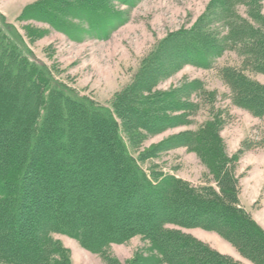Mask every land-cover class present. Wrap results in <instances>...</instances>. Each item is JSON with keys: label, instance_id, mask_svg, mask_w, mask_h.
<instances>
[{"label": "trees", "instance_id": "16d2710c", "mask_svg": "<svg viewBox=\"0 0 264 264\" xmlns=\"http://www.w3.org/2000/svg\"><path fill=\"white\" fill-rule=\"evenodd\" d=\"M263 1L211 0L191 28L161 41L131 84L115 95L113 111L80 96L41 61L23 54L26 44L0 13V264H72L54 233L101 255L140 235L150 248L137 264H240L169 225L216 231L254 264H264V228L241 205L236 174L242 154L264 150V130L229 156L220 134L226 110L219 109L197 129L181 131L144 153L151 158L186 147L207 169L211 183L204 185L164 172L149 175L123 135L142 130L145 138L193 124L199 99L215 101L204 82L152 89L185 65L211 69L227 51L239 57L238 65L219 70L233 105L264 118V83L249 75H264ZM135 2L40 0L28 5L21 20L46 22L69 35L81 33L72 23L77 21L86 23L88 36L104 38L123 20L118 4ZM193 94L197 102L190 100ZM100 153L107 156L100 159ZM117 180L112 190L97 187L100 181ZM136 215L142 223L127 222Z\"/></svg>", "mask_w": 264, "mask_h": 264}, {"label": "rangeland", "instance_id": "374dc122", "mask_svg": "<svg viewBox=\"0 0 264 264\" xmlns=\"http://www.w3.org/2000/svg\"><path fill=\"white\" fill-rule=\"evenodd\" d=\"M37 1L40 0H0V13L6 22L12 25L11 31L14 36L26 44V51L20 48L22 53L41 61L57 80L80 96L88 97L113 111L112 102L115 95L131 84L132 79L140 73L146 60L156 51L161 41L171 33L191 28L203 16L211 0H136L133 5L118 4L116 7L123 20L116 28L108 31V36L104 38L88 36L85 34L88 32L86 23L77 21L72 23L78 24L76 26L81 33L77 34L74 30L69 35L46 22L21 20L28 5ZM261 13L264 15V1ZM75 35L76 37H73ZM238 64V55L233 51H227L216 60L211 69L185 65L170 76L159 80L152 89L153 92L174 90L191 81H202L204 89L215 92V101L209 104L200 98V109L194 116V123L189 126L168 129L145 138H142L146 135L142 130L124 131L128 149L138 159L143 170L149 175L154 172L174 174L194 185L211 183L210 178L206 177L208 174L206 167L197 155L189 152L186 147L158 153L151 158L144 156L147 150L160 145L165 139L187 129H197L212 119L211 111L226 110L223 116L220 115L226 120L220 134L229 156L237 153L246 140L255 141L261 136L264 118L255 117L247 110L233 105L230 89L219 75V70L223 66ZM249 75L264 83V75ZM21 96L22 94H19L18 100ZM190 100L198 101L195 94L191 95ZM78 114L82 115L80 112ZM64 117L65 115L63 120ZM86 117L85 115V119H82L85 126L90 124ZM117 119L123 126L122 121ZM138 137H141L139 141L136 140ZM102 138L94 136V139ZM105 156L107 153L99 155L100 159ZM236 174L239 177L241 205L264 227V150L253 148L242 154L236 166ZM119 182L100 181L97 187L112 190ZM111 195L115 196V193ZM140 204L142 208L144 202ZM111 206L113 205L109 203V207ZM128 210L135 213L139 211L138 208ZM127 222L138 225L142 223V218L136 215ZM153 224L154 222H151L147 225L153 228ZM169 227L181 229L240 264H254L216 231L202 227L180 228L174 225ZM52 237L68 251L72 264H110L107 258L115 260L114 264H137L138 257L149 256L150 243L140 235L133 236L124 243L111 245L107 256L90 252L67 235L54 233Z\"/></svg>", "mask_w": 264, "mask_h": 264}, {"label": "crops", "instance_id": "0c3cea01", "mask_svg": "<svg viewBox=\"0 0 264 264\" xmlns=\"http://www.w3.org/2000/svg\"><path fill=\"white\" fill-rule=\"evenodd\" d=\"M258 223H259V220L258 219H255ZM260 224V223H259ZM262 226V225H261ZM263 227V226H262ZM264 228V227H263Z\"/></svg>", "mask_w": 264, "mask_h": 264}]
</instances>
